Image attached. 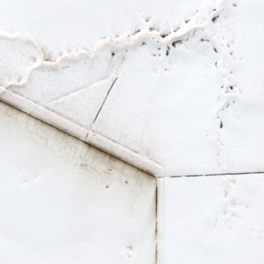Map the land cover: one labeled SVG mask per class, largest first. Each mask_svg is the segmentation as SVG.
I'll return each mask as SVG.
<instances>
[{"label":"snow or ice","instance_id":"1","mask_svg":"<svg viewBox=\"0 0 264 264\" xmlns=\"http://www.w3.org/2000/svg\"><path fill=\"white\" fill-rule=\"evenodd\" d=\"M0 264H264V0H0Z\"/></svg>","mask_w":264,"mask_h":264}]
</instances>
